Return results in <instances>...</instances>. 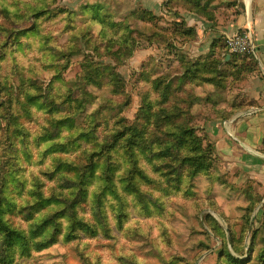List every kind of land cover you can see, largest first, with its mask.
Segmentation results:
<instances>
[{
    "label": "trees",
    "instance_id": "trees-1",
    "mask_svg": "<svg viewBox=\"0 0 264 264\" xmlns=\"http://www.w3.org/2000/svg\"><path fill=\"white\" fill-rule=\"evenodd\" d=\"M223 3L233 6L163 0L170 22L162 26L141 6L120 16L114 0H86L75 10L57 0H14L11 6L0 0V264H70L69 254L78 264H103L88 251L90 242L102 241L110 242L103 246L115 264H145L124 253L120 240H152L155 224L161 243L172 247L165 221L175 217L172 207L182 212L176 199L192 200L200 237L194 258L173 254L165 264H195L218 241L214 264H264V209L258 223H250L264 189L249 178L231 194L240 201L237 217L221 210L212 190L230 189V178L240 172H218L225 162L202 126L249 108L253 102L232 90L261 70L254 55L230 54L222 38L195 60L184 53L198 35L181 12L214 22ZM49 25L61 26L63 44L40 34ZM142 42L178 61L167 58L160 73L153 58L142 65L133 79L140 106L129 121L132 99L117 70ZM76 59L81 74L65 80ZM205 105L210 114L201 126L185 120ZM37 112L47 115L46 126L33 138ZM259 152L264 155V137ZM201 180L207 209L223 225L201 214Z\"/></svg>",
    "mask_w": 264,
    "mask_h": 264
},
{
    "label": "rangeland",
    "instance_id": "rangeland-1",
    "mask_svg": "<svg viewBox=\"0 0 264 264\" xmlns=\"http://www.w3.org/2000/svg\"><path fill=\"white\" fill-rule=\"evenodd\" d=\"M7 6H11L14 3V0H3ZM86 0H57V4L62 7H67L70 10H75L79 4L83 3ZM163 0H114L115 5L119 8L120 16H124L127 12L136 9L138 6H141L144 9L152 11L157 17L161 18L160 25L167 26L170 22V18L164 15V11L161 8ZM113 3V1H111ZM0 6V22L3 21V13L1 11ZM183 13V12H181ZM136 24L141 27L143 23L141 21H136ZM61 26L59 25H49L44 26L40 29V34L45 35L51 33L59 44H63L66 41V35L59 34ZM226 40V39H225ZM188 46V45H187ZM186 48L184 49V53L186 56ZM39 60L42 63L48 62L49 58L44 53L37 54ZM189 57V56H188ZM149 58H153L158 64V72H162L166 69V59L169 58L171 63H177L178 55H167L163 52L162 48L156 47L154 45H148L147 42H142L134 51L133 55L127 60V62L118 68L119 77L125 81L126 91L130 93L132 103L130 109L126 113V117L129 121H133L137 110L140 106V99L136 95L133 90V79L134 77L141 71L142 65H145ZM190 58V57H189ZM199 58V57H198ZM79 59L73 61L72 66L66 71L64 74L65 80L75 79L78 75L81 74V69L79 66ZM108 63H111L108 60H104ZM245 82L242 81V84ZM236 88V87H235ZM235 88L232 90L234 91ZM224 96V95H223ZM208 106H200V108H195L190 118H186V121H191L196 125L201 126L204 123V117L210 114L208 111ZM218 107L223 108L224 105H219ZM47 115L44 112H37L35 117V122L32 124V133L33 138L40 132L41 129L46 126ZM210 139V138H209ZM211 140V139H210ZM222 169V170H221ZM226 170L228 173H233L234 171H229V167L227 163L224 164V167H220L218 172L221 173ZM248 177H246L247 179ZM239 179L230 178V189H222L221 187L214 186L212 193H215V200L220 206L221 210L226 213L229 217L235 218L237 217V211L235 209V205L240 203V201L234 200L231 197L233 191L238 190L241 192L243 190V185L245 182H248L250 179ZM207 182L201 180L199 183V187L197 190V196H199L202 209V216L204 213L210 214L213 218H215L218 223L223 225L222 220L216 213L210 212L207 209L205 199L208 196L206 191ZM177 203L182 205V212L177 208L172 207V212L175 213V217H169L167 221H165L166 225L169 229V234L172 239V247L165 246L161 243L158 238V231L155 229V224L152 228L151 239L144 241L139 238H130V239H121L119 246L123 247V251L126 254H133L136 258L145 264H165L168 262L169 258L173 254H177L189 259L195 257L196 252L194 248V244L197 239L200 237L196 232L199 230V225L196 219L193 218V211L190 206L192 200H183L176 199ZM172 201V205H173ZM264 202V200L262 201ZM261 202V203H262ZM260 205L254 211L250 223L253 224L254 220L256 223L260 220L262 211L264 209V205ZM181 220V223L179 222ZM144 222V221H143ZM155 223V222H153ZM156 243L157 246L151 245V243ZM110 242L102 241L101 243L90 242V247L88 251L91 253L97 254L101 256L103 264H115L114 259L109 251H106L103 245H107ZM220 242L218 241L213 249L205 252L201 256H199L198 260L195 264H214L216 258V248L219 246ZM246 244H248V239H246ZM215 251L214 254H211ZM68 262L70 264H78L76 258L73 254H69Z\"/></svg>",
    "mask_w": 264,
    "mask_h": 264
},
{
    "label": "crops",
    "instance_id": "crops-1",
    "mask_svg": "<svg viewBox=\"0 0 264 264\" xmlns=\"http://www.w3.org/2000/svg\"><path fill=\"white\" fill-rule=\"evenodd\" d=\"M227 1H232L233 6L227 8L225 3L221 4L214 22L192 13H181L187 26L194 27L198 35L185 51L195 60L208 53L213 41L220 38L225 41L228 36L247 30L251 33L254 57L260 69L264 66V0ZM233 12L237 13L235 19L230 16ZM243 81L245 83H238L232 92L239 93L246 102L253 104L230 121L212 120L202 126L229 171L240 172L236 180L252 178L264 189V155L259 152L264 137V76L261 74Z\"/></svg>",
    "mask_w": 264,
    "mask_h": 264
},
{
    "label": "built area",
    "instance_id": "built-area-1",
    "mask_svg": "<svg viewBox=\"0 0 264 264\" xmlns=\"http://www.w3.org/2000/svg\"><path fill=\"white\" fill-rule=\"evenodd\" d=\"M250 34L247 30H242L228 36L225 40L228 52L238 55H254V45ZM260 69L264 76V66Z\"/></svg>",
    "mask_w": 264,
    "mask_h": 264
},
{
    "label": "water",
    "instance_id": "water-1",
    "mask_svg": "<svg viewBox=\"0 0 264 264\" xmlns=\"http://www.w3.org/2000/svg\"><path fill=\"white\" fill-rule=\"evenodd\" d=\"M229 59H230V55L228 54L226 55L224 62H227ZM261 205H264V202H262ZM250 228H251V224H250Z\"/></svg>",
    "mask_w": 264,
    "mask_h": 264
}]
</instances>
